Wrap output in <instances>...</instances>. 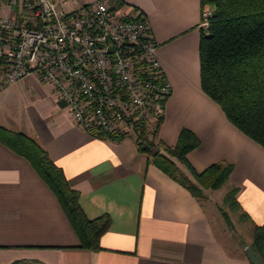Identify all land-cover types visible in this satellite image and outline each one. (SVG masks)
<instances>
[{
	"label": "crops",
	"instance_id": "crops-1",
	"mask_svg": "<svg viewBox=\"0 0 264 264\" xmlns=\"http://www.w3.org/2000/svg\"><path fill=\"white\" fill-rule=\"evenodd\" d=\"M89 1L65 0L63 7ZM111 2L143 10L157 41L170 82L157 138L173 144L181 126L191 128L199 144L187 158L197 170L230 161L226 182L237 186L239 205L229 208L222 202L225 192L217 200L211 187L194 195L148 161L130 133L112 137L85 130L69 117L51 84L29 75L0 89V125L35 138L78 190L85 215L105 212L109 224L99 247L79 245L54 191L26 156L0 139V264H252L245 246L254 248L253 227L264 221V147L201 89L199 22L207 3Z\"/></svg>",
	"mask_w": 264,
	"mask_h": 264
},
{
	"label": "built area",
	"instance_id": "built-area-1",
	"mask_svg": "<svg viewBox=\"0 0 264 264\" xmlns=\"http://www.w3.org/2000/svg\"><path fill=\"white\" fill-rule=\"evenodd\" d=\"M3 0L0 89L35 75L69 117L93 134L150 129L170 91L146 14L123 2ZM209 4L201 12L207 26Z\"/></svg>",
	"mask_w": 264,
	"mask_h": 264
},
{
	"label": "trees",
	"instance_id": "trees-1",
	"mask_svg": "<svg viewBox=\"0 0 264 264\" xmlns=\"http://www.w3.org/2000/svg\"><path fill=\"white\" fill-rule=\"evenodd\" d=\"M200 1L211 7L198 41L201 89L220 105L236 127L264 147V0ZM161 119L162 116L150 129L136 128V149L144 152L148 161L178 179L196 196L204 195L203 188H215L227 180L230 161L215 160L200 170L189 161L187 151L199 144V137L191 128L181 126L173 144L159 140L156 135ZM123 134L109 133L112 137ZM0 139L26 156L54 191L77 233L79 245L99 247V237L109 224L108 214L91 218L85 215L78 190L35 138L0 125ZM175 159L190 174L180 169ZM236 190L233 185L222 197L223 204L231 209L239 205ZM253 243L264 261V221L254 225Z\"/></svg>",
	"mask_w": 264,
	"mask_h": 264
},
{
	"label": "water",
	"instance_id": "water-1",
	"mask_svg": "<svg viewBox=\"0 0 264 264\" xmlns=\"http://www.w3.org/2000/svg\"><path fill=\"white\" fill-rule=\"evenodd\" d=\"M245 250L252 264H264L263 259L261 258V256L257 254V252L254 250L252 246L246 245Z\"/></svg>",
	"mask_w": 264,
	"mask_h": 264
},
{
	"label": "rangeland",
	"instance_id": "rangeland-1",
	"mask_svg": "<svg viewBox=\"0 0 264 264\" xmlns=\"http://www.w3.org/2000/svg\"><path fill=\"white\" fill-rule=\"evenodd\" d=\"M130 140V139H129ZM131 141V140H130ZM185 166V165H184ZM227 189H228V186H227V182L225 181V182H223L220 186H218V187H216V188H212L211 190H210V194L212 195V197H214L215 199H217V200H220L221 199V197H222V195H223V193L225 192V191H227ZM232 214H234V213H232Z\"/></svg>",
	"mask_w": 264,
	"mask_h": 264
}]
</instances>
